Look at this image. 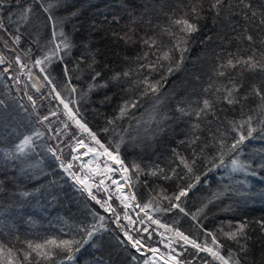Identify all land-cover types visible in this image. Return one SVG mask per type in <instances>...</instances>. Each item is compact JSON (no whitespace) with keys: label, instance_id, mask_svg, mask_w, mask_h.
Segmentation results:
<instances>
[{"label":"trees","instance_id":"16d2710c","mask_svg":"<svg viewBox=\"0 0 264 264\" xmlns=\"http://www.w3.org/2000/svg\"><path fill=\"white\" fill-rule=\"evenodd\" d=\"M49 3L56 4L57 0H20L19 4L16 0H6L0 5V21L5 26L4 31L15 51L28 64L42 57L51 46L52 22L47 19L48 14L41 6ZM189 3L190 0H59L52 13L63 21V29L74 46L70 54L64 56L63 62L54 61L45 74L53 78L63 96L77 101L74 107L80 109L83 120L103 143L121 144L120 156L126 166L135 163L144 169L138 179L131 169L129 172L133 177L129 185L137 203L143 205L155 198L161 209H167L169 202L162 199V192L172 196L180 187L195 183V187L180 201L189 215L181 213L179 209L156 211L157 203L154 202L153 207L147 210L153 219L178 228L201 244L205 241L210 244L211 237L205 232H213L225 246L222 254L227 255L231 249L239 257L245 256L240 252L239 245L220 236L218 230L220 227L228 230L229 224L248 222L249 251L242 264H264V233L260 232L257 223L264 221V131L260 130L264 126L259 124V97L253 96L243 102V115L240 105L217 104L216 115L207 118L211 123L201 121V129L195 133L192 131L195 117L183 116L177 111L178 107L187 108L190 102L210 96L203 89L209 86L210 80L217 79L213 74L214 67L220 62L217 56L224 58L227 52L236 50V41L227 43L236 35L227 21L217 18L214 22L213 14L205 11L206 18L199 21V31L192 34L179 70L162 81L156 96L150 94L143 97L139 107L131 109L123 118H117L123 103L138 97V90L127 89L131 80L139 77L134 71L130 79L124 78L120 83L110 78L116 72L137 69L138 63L144 61H137L136 57L147 51L139 38L159 34L161 28L168 25L169 15L173 12L181 15ZM191 3H195V0H191ZM252 3L258 7L260 0H252ZM29 6L32 11L25 22L20 17ZM204 7H209L207 0ZM236 10L239 11L238 8ZM73 12L78 15L72 16ZM130 13L135 16L143 14L144 20L136 26L137 43L125 44L113 33L127 31L125 25ZM114 17L119 18V23L114 21ZM149 20L150 24L147 23ZM232 21H239L241 26L246 23L239 15L233 16ZM248 27L252 31V26ZM17 35L20 36L19 44L13 42ZM161 39L165 44L169 43L168 36L163 35ZM239 47H247V42ZM1 52L6 58L12 56L4 47H1ZM25 52H29V55L25 56ZM82 56L85 57L83 60ZM92 56L96 60L93 68L102 73L98 82L108 81L109 86L88 92L91 76L94 75L92 68L88 67ZM9 64H0V248L3 249L0 264H28L24 259L25 252L30 251L28 242L43 243L52 238L83 240L86 239L85 233L79 229L93 225L99 231L83 245L72 261L66 260L64 253H57L48 261L32 253L29 260L33 264L37 260L39 264H145L146 260L149 264H161L150 254H141L132 248L117 228L116 214L103 211L60 167L62 159L71 157L75 142L73 136L80 137L81 133L75 125L70 124L67 129L61 126L63 114L41 123L40 117L47 116L57 101L49 95L51 85L47 83L48 91L40 96L34 95L37 104L34 108L12 83L7 69ZM65 66L69 69L71 83L77 88L76 93L64 91V84L68 81L63 71ZM245 75L247 79L242 91H247L253 83L260 84L258 74ZM151 78L159 79L160 74L153 73ZM192 106L195 107V104ZM247 115H253V126L257 131L231 154H227L225 149L224 164L213 167V163H220L219 141L224 139L231 145L237 137L229 121L239 122ZM110 120L114 123L109 124ZM59 127H63L60 132L65 130L68 134L66 137H54ZM105 128L108 131H103ZM244 131L246 133L247 127ZM38 132L42 135H36ZM221 133L226 135L222 136ZM194 135L200 139L190 147L187 141ZM25 137H31L32 143L20 152L18 145ZM49 148L54 149L56 155ZM201 149L203 154H200ZM174 150L189 159L193 158V151L196 152L194 171L195 175L200 176L198 183L192 174L186 179L181 178L186 171L182 165L177 168L179 176L171 179H163L160 174H147L159 166L171 175L170 170L179 163ZM60 152L64 157L58 160L56 157ZM213 157V163H209L208 160ZM233 159L239 162L235 171L231 163ZM99 197L101 202L105 201L102 195ZM136 210L140 211L139 208ZM193 215H196L195 220L192 219ZM100 216L104 217L102 222ZM143 216L151 227H159ZM101 223L103 227H100ZM165 231L174 236L172 232Z\"/></svg>","mask_w":264,"mask_h":264},{"label":"snow or ice","instance_id":"6c2138e0","mask_svg":"<svg viewBox=\"0 0 264 264\" xmlns=\"http://www.w3.org/2000/svg\"><path fill=\"white\" fill-rule=\"evenodd\" d=\"M6 0H0V5H3ZM20 0H16V3L19 4ZM209 7L205 9L204 4L205 0H195V3H190L187 6V10L183 11L181 15H177L173 12L168 17V25L161 28L159 34L152 36L140 37L139 42L145 46L147 51L143 52V55H138L136 57L137 61H144L143 63H138L137 69L129 68L123 72H116L110 78L111 81L120 83L124 78H131L133 72L135 71L139 77L136 80H131L130 87L127 91L138 90L139 95L136 98L126 100L120 108L119 118H123L131 109L139 107L140 99L145 96H156L159 92L160 87L162 86V81L167 79V76L172 74L175 70H179L181 67L184 54L188 51L187 45L192 37L193 33L199 31V21L205 19L204 12H210L213 14V21L216 22L217 18H222L224 21L228 22L229 28L236 35L232 36L230 40L227 41L228 44L234 40L237 42V48L234 52L230 51L226 53L224 58H221L219 55L217 59L220 61L213 69V74L217 78L216 80H210L209 86L204 88L205 93H210V96H205L201 100L190 102L188 107H178L177 111L183 116L195 117L196 122L192 125V131L201 129V121L211 123L207 118L216 115V106L220 103H225L228 106H241V112L243 115L244 103L248 101L251 97H259L260 103L257 106L259 109V124L264 126V0H260L259 6H255L252 3V0H207ZM59 5V0L56 4L49 3L47 6L41 4L43 11L48 14L47 19L52 22V32L51 39L49 44L51 45L48 50L43 54L42 57L36 58L32 67H38L41 73H46V69L53 64L54 61L63 62L64 56L69 55L71 49L73 48V41L70 39L69 35L65 33L63 29V21L55 18L52 13V9ZM239 9L237 11L236 9ZM32 11L31 7H27L23 10L21 14V19L25 22L29 19V13ZM72 16L78 15L77 12L71 13ZM241 16L242 19L246 22L245 25L241 26L239 21L233 22V16ZM116 23H119V18H113ZM144 20L143 14L141 16H135L130 13V19L125 25L127 31L121 33H113L118 39L123 40L125 44L137 43V25H139ZM151 23V21H147ZM248 25L252 26V31L249 30ZM0 29H5V26L0 22ZM255 33V34H253ZM166 35L169 37V43L165 44L161 39V36ZM211 39V38H209ZM13 42L19 44L20 36L17 35L13 38ZM247 42V47L241 48L239 45ZM7 44V41H5ZM259 45V47H256ZM30 52V50H29ZM29 52H25L24 55L28 56ZM179 53V55H177ZM63 54V55H62ZM150 57H155L150 59ZM85 57H81L83 60ZM4 57L0 56V64L4 63ZM16 63L20 64L21 69L27 68L28 71L26 75L29 78H32L33 73L30 67L27 64L21 63V58L19 55L16 57ZM96 63L95 56H92L91 63L88 65L89 68H92L94 75L91 76L92 83L88 85V92H91L98 88H107L109 86L108 81H100L102 73L96 71L93 68V64ZM64 75L68 77L67 83L64 84V91L69 92L70 94L76 93L77 88L71 83V77L69 75V69L67 66L64 67ZM159 73L160 78L153 80L152 74ZM246 73L258 74L260 77V84H251L247 91H242L245 88L246 82ZM223 78V79H221ZM43 79L47 81L48 85H51V92L49 95L52 96L54 100L59 101V104L63 106V115L66 117V120L63 121L64 128H69L70 124L75 125V127L81 133L80 137L73 136L75 139V147L73 151L78 149H84V156L91 154V159L88 160L86 164L80 166L81 171L84 172L83 176H77L74 172L71 171L73 165L71 162L65 163L61 161L60 167L67 172L72 179L79 185H81V190L86 191L89 197L96 201L97 204H100L101 208L105 212L111 211L116 213V209L112 207L109 203L111 196L108 200L101 202L97 199L96 195L92 192V185L88 183L89 179L93 176H105L111 179L109 173H121V178L124 181V184L119 183L117 180L113 179L112 184L116 185L117 199L120 200V203L125 209L129 207L139 208L141 212L144 213L153 224L158 225L165 230L172 232L174 234L173 240L183 241L184 245H190L193 249H196L198 252H205L210 255L214 260L218 261L219 264H242L243 260L247 258V253L249 251L247 241L250 239L248 235V229L250 227L248 222H241L238 225H228V230H225L224 227L219 228V234L223 238L235 242L239 245L240 252L245 253L244 257L237 256L231 249L228 250L227 255L222 254V249L225 247L218 239L217 235L213 232L206 231L205 234L208 237H211V243L209 244L205 241L203 244L199 243L195 238H190L188 235H185L178 228H172L167 224H162L158 219H153L149 215L148 209L153 207L155 198L150 199L147 203L143 205L136 203L132 204V201H135L136 197L134 194L125 195L124 185L129 184L132 180V175L129 174L130 169L135 174V177L138 179L139 175L144 172V169L140 167L139 164L133 163L130 167L124 164V161L120 156V143L115 145L103 143L96 132H94L83 120V117L80 113V109L74 106L77 104L76 100L68 99L61 94V91L58 90L57 85L53 82V78L48 74H45ZM79 79V77H76ZM224 81H227L226 83ZM40 86H43L42 84ZM33 87L39 91V87L34 83ZM86 95V93H85ZM107 99V98H106ZM28 100L32 102L33 107L35 108V101L32 96H28ZM2 103V102H0ZM195 104V107L192 105ZM51 115H57L56 112H52ZM49 119L48 116L40 117V122L43 123ZM253 115H247L245 119H241L239 122L229 121L231 125V130L237 133V137L234 138L231 145H228L224 139L219 141V164H214L213 160L215 157L208 160L209 163H213V167H219L224 164L225 149H227V154H231L236 151L244 141L252 137L253 133L257 131V128L253 126ZM109 124L114 123V121H108ZM247 127L245 133L244 129ZM261 131H264V127H261ZM103 131H108L105 128ZM36 135H42L41 133H36ZM221 135H226L221 133ZM200 137L194 135L190 140L187 141L188 145H196ZM123 141L121 140V143ZM32 143L31 137H25L20 145H18V150L23 152L25 147ZM185 143V141H181ZM207 147V145H205ZM49 151L56 155L55 150L49 148ZM200 154H203V149L200 150ZM174 155L177 157L179 163L176 167L172 168L171 175H168L164 172V169L156 166L155 169L149 171L147 174L151 176H157L158 174L162 175L163 179H171L173 176H179L177 173V168L181 165L183 169L186 170L182 179H186L189 174L194 176L196 183L200 181V176L195 175L194 166L196 165L197 154L193 151V158L189 159L178 152H175ZM58 160L59 156L56 157ZM80 159V156H73V160ZM233 165V170H237L236 166L238 165V160L233 159L231 161ZM113 165H119V167H114ZM87 169L85 172L84 170ZM212 169H209L211 171ZM104 180L101 179L99 185H103ZM99 185L97 187H99ZM195 187V183H189L185 187H180L179 190L174 193L172 196L163 194L162 199L169 202V207L167 209H161L158 206L155 208L156 211H171L172 209H179L181 213L189 215L185 211V208L181 206V199L188 195V192ZM106 191L108 189H105ZM211 202V201H209ZM206 207V205H205ZM202 211V210H201ZM124 218L128 220V223L131 225L133 220L128 216L127 211H125ZM100 221L104 220L103 216L99 217ZM192 219H196V215L192 216ZM115 222L119 225L120 216L116 213ZM141 223L144 221L141 220ZM258 227L260 232L264 233V221H259ZM123 229V225H120ZM100 227H103L101 223ZM80 231L85 233L86 239L77 240V239H57L52 238L45 240L43 243L33 244L28 242V249L30 251L25 252L24 259L28 261V264H33L29 257L32 253H35L36 257L42 258L45 261L51 260L54 255L57 253H64L65 259L72 261L75 258V254L80 251L84 244L91 240L94 234L99 231V228L95 225L90 228H80ZM147 231V229H145ZM124 235L127 237L129 243L136 251H140L143 247L140 239H135L127 231L124 232ZM173 240H170L171 244ZM244 241V243H241ZM3 249L0 248V252ZM150 251L155 255L158 251L155 248L150 249ZM9 255H11V250H9ZM133 259H135L133 257ZM175 261V257L172 258ZM39 264V260L35 262ZM62 264V262H61ZM145 264H149L146 260ZM167 264V261L165 262ZM175 264H179V261H175Z\"/></svg>","mask_w":264,"mask_h":264},{"label":"rangeland","instance_id":"374dc122","mask_svg":"<svg viewBox=\"0 0 264 264\" xmlns=\"http://www.w3.org/2000/svg\"><path fill=\"white\" fill-rule=\"evenodd\" d=\"M5 41H7V44H5ZM1 47H4L8 52H10L12 54V56H8L7 58L4 57V53L1 52ZM17 55H19V54L17 53V51H15V47L12 44V41L9 40L7 33L4 31V29H0V56H3L5 58L4 62H6V63L10 62V64L7 66V69L10 71L8 73L11 77L12 83H14V86L17 89L18 93L22 94L27 99H28V96L30 95V96H32L33 100L35 101L34 95L37 94L38 96H40L44 92L48 91L47 81H45L43 79L45 73H41L38 67H32V64H30V63L28 64L27 62H24L21 59V63L27 64L28 67H30L32 70L33 76H32V78H29L26 75L28 69L25 68L22 70L20 67V64L16 63ZM34 83L37 85V87H39V91H37V89L35 87H33ZM41 84L43 86H40ZM52 101H50V102H52ZM29 102L32 103L31 101H29ZM55 102H56V104L54 105V108L52 107L51 111L47 115L49 118L53 116V115H51L52 112H56L57 115L63 114V111H62L63 106L59 104V101H55ZM35 106H37L36 103H35ZM49 107H51V106H49ZM64 119H65L64 116L61 117V120H60L61 126L63 125ZM62 128L63 127H59V129H58L59 131L56 133V135L54 137L58 138V136L62 135V137L64 138L68 135V134H66L65 130H64V132L63 131L60 132V129H62ZM75 143H76V141L72 144V153H71L70 159H68V160L62 159V161L65 163V165H67V163L71 162L73 165L71 171L74 172L77 176H83L84 172H82L81 168H80L81 161H80V159L73 160V156H80V154L82 155L84 150L78 149L76 151H73V148L75 147ZM59 156H60V158L63 156L62 152H60ZM82 159H85V158H82ZM113 166L119 167V165H113ZM116 173H119L120 176L118 177V175ZM116 173H109L108 174L109 176H111V179H109L105 176H99V175L93 176L91 179H89L88 183L93 186L92 187L93 194L96 195L98 200L100 198L99 196H101V195H102V197H104V200H108L109 196L112 197L111 201L117 207V208L116 207L115 208H116L117 213L120 216V222H119V225L117 224V228H118L120 234H123L124 238L127 239V237L124 235V232L127 231L135 239H140L142 244H144L148 248H153L156 244H160V248H161L162 252L164 254H168L169 250L167 247H163L164 244L161 243L160 237H156L157 234H155L154 231H152L146 225V224H149L147 222V220L145 219L146 224L139 222V220H141L143 217V216H141L140 211L136 210L134 206L131 207L130 209L124 208V210H122V207H119L121 203H120L119 199H117L116 196L113 194V192L116 191V185L112 184V180L115 179L121 184H124V181L121 178V173L120 172H116ZM101 179L104 180L103 185H99V182ZM74 183L77 185V183L75 181H74ZM98 185H99V187H97ZM79 186L82 187L81 185H79ZM107 186H108V188H107ZM126 187H127V185L125 184L124 185V193H125V195H130L128 193ZM105 189H108V190L106 191ZM86 194L89 197L87 192H86ZM114 200L116 202H114ZM94 202L96 203V201H94ZM121 206H122V204H121ZM125 211H127L128 216L131 217L132 220L134 219L133 223L131 225L128 223V220L124 218ZM121 222H123L124 223L123 226H125V227H123V229L120 226ZM157 228H159V227H157ZM145 229H147V231H145ZM160 229L161 228H159L158 230L160 231ZM162 231H161L162 233L168 235V237L173 240V235L169 234L165 230H162ZM173 241L175 242V245L177 247V250L174 251L175 252L174 255L175 256L178 255V257H180V260L184 261L185 264H219L218 261L214 260L207 253L198 252L196 249H193L190 245H184L182 241H178V242L175 240H173ZM150 255H151V257L156 258V256L154 257L153 253L151 254V252H150ZM172 257H174V256L172 255ZM156 259L159 262H161L160 259H158V258H156Z\"/></svg>","mask_w":264,"mask_h":264},{"label":"built area","instance_id":"2783aa9c","mask_svg":"<svg viewBox=\"0 0 264 264\" xmlns=\"http://www.w3.org/2000/svg\"><path fill=\"white\" fill-rule=\"evenodd\" d=\"M113 207V206H112ZM115 208V207H113ZM131 207H129L128 209H130ZM110 213V211H109ZM134 220V219H133ZM139 220V219H138ZM141 220H139L140 222ZM144 221V220H143ZM145 223V221L143 222ZM155 233L158 235V237H160V241L161 243L164 244V246L166 245V247H168L169 253L168 254H164L160 248V245L156 244L153 248L157 249L158 251L156 252V254L154 256H156L157 258L161 259V261H163V263L165 264V262L167 261V263L171 264L172 262H174V260L172 259V257L170 258V255L174 253L175 251V242L173 241L171 244L169 243L170 240H172L171 238L168 237V235L163 234L161 231L154 229ZM142 252V250H140ZM182 264H185L184 261H181Z\"/></svg>","mask_w":264,"mask_h":264},{"label":"bare ground","instance_id":"6f19581e","mask_svg":"<svg viewBox=\"0 0 264 264\" xmlns=\"http://www.w3.org/2000/svg\"><path fill=\"white\" fill-rule=\"evenodd\" d=\"M80 150H84V149H80ZM85 151V150H84ZM82 158H85V159H82ZM91 159V154H89L88 156H84L83 154L81 155L80 154V161H81V165L82 164H86L87 162H88V160H90ZM85 171H87V169H85ZM107 188H108V186H107ZM113 194L117 197V193H116V191L115 192H113ZM120 201V200H119ZM172 257V255H170V258ZM171 264H174V263H171Z\"/></svg>","mask_w":264,"mask_h":264},{"label":"water","instance_id":"95a60500","mask_svg":"<svg viewBox=\"0 0 264 264\" xmlns=\"http://www.w3.org/2000/svg\"><path fill=\"white\" fill-rule=\"evenodd\" d=\"M127 185V187H126V189H127V191L129 192V193H131L132 192V190H131V187H130V185H128V184H126ZM137 203V200H135L134 201V204H136ZM144 213L142 212V215H143ZM143 249H145V251L147 252V253H149L150 252V250L148 249V248H146L144 245H143V247H142Z\"/></svg>","mask_w":264,"mask_h":264}]
</instances>
